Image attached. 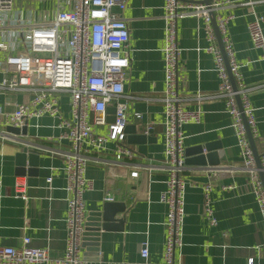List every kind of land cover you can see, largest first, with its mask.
I'll return each mask as SVG.
<instances>
[{
    "label": "crops",
    "instance_id": "obj_1",
    "mask_svg": "<svg viewBox=\"0 0 264 264\" xmlns=\"http://www.w3.org/2000/svg\"><path fill=\"white\" fill-rule=\"evenodd\" d=\"M18 1L14 0V6L23 10L24 17L28 10L34 19L39 17L37 6H41L40 2L21 0V6H18ZM230 1L220 6L215 15L232 16L227 33L244 83L250 89L248 98L255 121L253 138L262 155L264 60L261 51L252 46L247 22L252 13L264 17V0H254L253 4H247V0ZM112 12L125 20L129 33L125 47L129 66L123 72L124 91L120 98L127 104V125H135L137 132L147 129L152 138L139 150L138 144L128 142L126 133L124 144L134 152L131 158L121 156L117 159L114 143L110 141L104 149L89 154L86 176L92 180L93 188L83 196L86 216L90 211L100 209L106 194H111L113 201L125 203L126 212L123 228L100 231L96 258L85 257L103 263L135 262L139 260L141 244L146 242L149 260L156 263L162 260L165 239L166 205L159 197L167 178L161 101L164 89L163 0H126L123 9L115 6ZM261 27L264 35V21ZM204 35L202 19L188 16L178 21L177 90L184 109L199 108L202 111L198 123L182 126L184 148L203 142L219 143V164H185L181 173L185 181L182 246L176 251V259L182 264H245L253 258L255 264H264L261 213L243 167L225 101L213 96L200 102L195 98L197 93L214 95L219 82L213 57L204 50L207 45ZM215 43L218 45L217 40ZM30 96L27 92L0 93V104L10 110L13 102L27 101ZM58 97L60 110L67 116L69 95L60 93ZM57 123V118L43 115L32 120L27 126V134H19L15 141L0 138V245L20 247L22 239L29 237L31 246L47 248L48 255L53 258L64 253L66 199L69 196L65 189L66 178L60 168L63 166L61 154L68 152L70 147L66 141L56 140L60 132ZM2 128L0 126V130ZM96 131L106 133L105 127ZM23 143L41 152L36 185L28 184L26 176L15 172L14 153ZM132 171H137L136 177L130 175ZM212 172L216 177L212 180L210 193L215 225H210L203 210L202 186L209 182ZM50 175L52 181L48 187L46 178ZM17 177L26 182L25 199L14 191ZM82 251L86 253L85 248Z\"/></svg>",
    "mask_w": 264,
    "mask_h": 264
},
{
    "label": "built area",
    "instance_id": "obj_2",
    "mask_svg": "<svg viewBox=\"0 0 264 264\" xmlns=\"http://www.w3.org/2000/svg\"><path fill=\"white\" fill-rule=\"evenodd\" d=\"M43 2L47 0H33ZM230 0H211L209 4L201 0H163V157L167 173L165 188L159 200L166 205L163 225L165 239L161 262L149 260L146 242L139 249V260L135 262H98L88 260L82 251V233L86 212L84 194L93 188L92 180L86 176L89 154L105 148L113 142V152L117 159L131 158L134 152L124 144L127 126V104L120 100L123 96V72L129 66L126 44L129 40L125 20L114 14L112 9L125 7L126 0H54L53 15L46 20L34 19L28 10L14 6V0H0V93L27 92L29 100L13 102L8 110L0 104V138L15 141L17 134L8 132V126L22 128L43 115L57 118L60 132L57 141H66L70 150L63 152L61 172L66 178V239L64 253L60 257H50L47 248L33 247L30 238L24 237L20 247L0 245V264H182L176 259V251L182 246L184 219L185 181L181 175L185 168L184 134L182 126L198 123L202 111L184 109L177 90L178 46L177 25L184 17L195 16L203 20L204 50L213 57L214 70L218 78V88L214 95L197 93L200 102L210 97H222L226 112L231 118L236 145L243 167L248 173V181L255 196L264 226V187L258 174L255 157L247 138L243 112L251 133L255 132L253 108L248 98L249 88L244 83L240 65L236 60L232 42L227 33L231 15H215L227 57L229 71L233 75L237 89L231 84L227 66L211 24L210 12L215 11ZM254 0H247L253 4ZM68 6L69 8H64ZM247 22V31L252 46L261 51L264 60V35L261 23L264 17L252 13ZM69 95V112L65 116L60 110L58 94ZM240 97L243 111L236 100ZM115 107V119L107 122V107ZM140 115H137L139 117ZM106 133L97 132V128ZM147 133V129L145 131ZM261 170L264 171V154L261 155ZM137 171L130 172L133 177ZM215 172L209 174V182L202 186L204 193L203 210L210 225L216 224L211 190ZM52 176L46 178L49 187ZM26 182L17 177L14 191L25 199ZM225 188V187H224ZM229 188V186H228ZM105 201H113L106 194ZM245 264H255L249 258Z\"/></svg>",
    "mask_w": 264,
    "mask_h": 264
},
{
    "label": "water",
    "instance_id": "obj_3",
    "mask_svg": "<svg viewBox=\"0 0 264 264\" xmlns=\"http://www.w3.org/2000/svg\"><path fill=\"white\" fill-rule=\"evenodd\" d=\"M211 0H201L202 3L209 4ZM211 17V24L213 26L216 40L218 46L223 54L225 64L227 66L228 75L233 86V89L236 90V82L229 71V67L227 65V57L224 52L223 43L221 40L220 33L217 29L216 20H215V13L214 11L210 12ZM236 100L238 103V107L242 112V106L240 102V97L236 95ZM115 107L109 105L107 107V122H113L115 119L114 116ZM247 138L249 140L250 146L253 151V155L255 157L256 167L258 169L259 177L262 181L264 187V171L261 170V155L258 153L253 135L251 133L250 127L247 125L246 118L241 113ZM8 132L17 134V135H26L27 134V127L24 126L22 128H15L8 126L6 128ZM125 132L128 133V142L132 144H138L139 150L145 147L146 142H150L151 136L149 132H137L135 125H127L125 128ZM220 148L219 143L216 142H203L197 145L185 148V164L188 163H195L201 166H215L219 164V158L217 154V150ZM41 152L38 151L36 148H32L26 143H23L21 148L14 153L15 159V172L19 176H26L27 183L30 185H36L38 182V175H39V156ZM126 212V205L123 202L119 201H104L100 209L90 211L86 216L84 222V231L82 233V243L81 246L85 248L86 253H83L84 257L86 255L94 256L97 255L98 249V237L101 230H107L109 228H123V222L125 218ZM117 214H122V216L118 217ZM87 258V257H85Z\"/></svg>",
    "mask_w": 264,
    "mask_h": 264
},
{
    "label": "rangeland",
    "instance_id": "obj_4",
    "mask_svg": "<svg viewBox=\"0 0 264 264\" xmlns=\"http://www.w3.org/2000/svg\"><path fill=\"white\" fill-rule=\"evenodd\" d=\"M20 3H21V0L18 1V6H21ZM39 4L41 6H37L38 15H39V17H37V20L39 21L46 20L47 16H51V12L55 10V3L53 2V0H47V1L40 2ZM4 55H5L4 53H0V56H2V58H4Z\"/></svg>",
    "mask_w": 264,
    "mask_h": 264
}]
</instances>
